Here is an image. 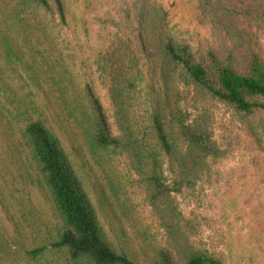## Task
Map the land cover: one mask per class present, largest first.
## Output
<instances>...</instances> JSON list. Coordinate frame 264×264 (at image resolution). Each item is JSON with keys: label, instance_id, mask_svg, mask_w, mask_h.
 Instances as JSON below:
<instances>
[{"label": "rangeland", "instance_id": "374dc122", "mask_svg": "<svg viewBox=\"0 0 264 264\" xmlns=\"http://www.w3.org/2000/svg\"><path fill=\"white\" fill-rule=\"evenodd\" d=\"M63 1L66 25L54 10L0 0L24 53L10 62L0 48V264H86L51 247L63 220L23 134L34 119L58 138L109 242L136 264H155L161 250L180 263L206 254L264 264V111L247 117L216 99L163 47L173 36L208 66L212 52L250 75L264 64V0ZM87 86L119 145L96 142ZM180 119L216 151L177 137Z\"/></svg>", "mask_w": 264, "mask_h": 264}, {"label": "trees", "instance_id": "16d2710c", "mask_svg": "<svg viewBox=\"0 0 264 264\" xmlns=\"http://www.w3.org/2000/svg\"><path fill=\"white\" fill-rule=\"evenodd\" d=\"M22 1L29 6L40 7L46 12L54 10L60 22L63 25L67 24L63 0ZM163 14L167 16L165 12ZM7 19L9 18L5 19L0 15V48H3L4 55L10 62L16 60L17 63H23L24 53L18 48L17 40L12 37L11 29L6 24ZM163 47L173 62L182 66L196 84L208 90L216 99L231 104L247 117L259 110L264 111V104L252 101L257 97L264 99L263 63L255 60L250 75H243L234 71L231 65L220 62L212 52L207 53L209 66L204 57L197 60L189 46L176 42L173 36L164 41ZM0 68L2 69L0 72L5 74L4 68ZM130 85L131 88L136 87L135 83ZM86 97L93 114L96 142L102 146L119 145L120 140L112 134L100 98L91 86H87ZM178 124L177 137L196 141L206 152L216 151L205 142L203 136L189 133L181 119ZM153 127L165 155L172 157L173 145L162 127L158 114L153 116ZM23 134L36 158L54 206L63 220L58 240L52 242L51 247L57 250L65 249L73 262L79 260L86 264H136L126 249L116 248L109 242L98 221L96 211L55 134L40 119L27 123ZM151 156L156 166L158 154L154 152ZM179 186L180 183L174 189L177 190ZM166 192L171 191L167 189ZM45 250L47 247L41 246L28 253L35 259ZM159 259L155 264H224L222 259L206 254H193L187 262L180 263L165 250L160 251Z\"/></svg>", "mask_w": 264, "mask_h": 264}]
</instances>
